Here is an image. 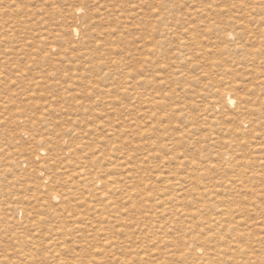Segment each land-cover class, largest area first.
<instances>
[{
	"label": "rangeland",
	"instance_id": "obj_1",
	"mask_svg": "<svg viewBox=\"0 0 264 264\" xmlns=\"http://www.w3.org/2000/svg\"><path fill=\"white\" fill-rule=\"evenodd\" d=\"M0 264H264V0H0Z\"/></svg>",
	"mask_w": 264,
	"mask_h": 264
},
{
	"label": "bare ground",
	"instance_id": "obj_2",
	"mask_svg": "<svg viewBox=\"0 0 264 264\" xmlns=\"http://www.w3.org/2000/svg\"><path fill=\"white\" fill-rule=\"evenodd\" d=\"M73 32H74V31H73ZM86 89H87V88H86ZM89 89H90V88H89ZM115 89H116V88H115ZM107 91H108V90H107ZM227 99L229 100V102H232V101H233V99H231V97H230L229 95H227ZM226 207L229 208L228 206H226ZM225 209H226V208H225ZM230 210H231V209H230ZM225 211H226V210H225ZM227 212H228V211H227ZM227 212H226V213H227ZM230 212H231V211H230ZM222 213H224V212H222ZM229 214H230V213H228L227 216H228ZM221 222H222V221H221ZM221 222L216 223L214 226H215V227H220V226H222V223H221ZM211 224H213V223H208V226L211 225ZM194 241H195V240H194ZM196 244H197V243H196ZM200 247H201V246H200ZM202 248L204 249V247H202ZM203 249H202V250H203ZM197 251H198V250H197ZM194 254H195V253H194ZM202 255L205 256V253H202ZM201 257H202V256H201ZM180 260H181V259H180Z\"/></svg>",
	"mask_w": 264,
	"mask_h": 264
}]
</instances>
